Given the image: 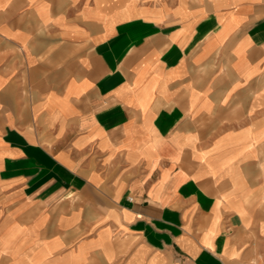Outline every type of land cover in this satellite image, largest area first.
Instances as JSON below:
<instances>
[{
  "label": "crops",
  "instance_id": "obj_1",
  "mask_svg": "<svg viewBox=\"0 0 264 264\" xmlns=\"http://www.w3.org/2000/svg\"><path fill=\"white\" fill-rule=\"evenodd\" d=\"M0 264H264V0H0Z\"/></svg>",
  "mask_w": 264,
  "mask_h": 264
}]
</instances>
